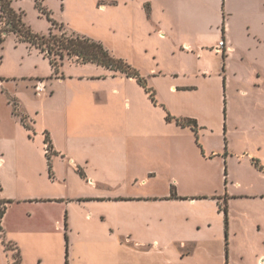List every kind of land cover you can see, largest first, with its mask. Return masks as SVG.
Wrapping results in <instances>:
<instances>
[{"label":"crops","instance_id":"1","mask_svg":"<svg viewBox=\"0 0 264 264\" xmlns=\"http://www.w3.org/2000/svg\"><path fill=\"white\" fill-rule=\"evenodd\" d=\"M231 1L223 0L228 11ZM241 11L253 28L255 20L264 24V0H241ZM195 16L179 13L189 22L198 19ZM229 26L222 36L225 52L216 50L220 39L212 47L223 57L238 50L226 35ZM257 36L264 46V31ZM185 46L189 50L194 43ZM73 64L93 67L68 75L53 69L52 83L40 74L0 75L9 105L17 107L12 128L5 129L0 118V258L6 254V264H12L17 250L21 264H179L209 244L224 243L229 224L223 202L210 192L187 187L195 175L209 172L210 160L220 152L211 150L209 156L204 142L201 151L196 132L167 120L162 106L175 116L196 118L199 133L205 132L206 120L193 107L203 102L200 90L212 75L191 72L186 79L166 72L152 77L155 104L134 77L96 63ZM229 77L219 74L216 83L223 78L227 85ZM37 80L45 83L44 90H37ZM29 83L35 90L33 100L15 91ZM160 108L163 114L154 134L150 114ZM112 158L126 163L127 169L129 158L139 163L127 190L122 183L100 181V168ZM165 176L170 181L167 190L147 187ZM171 183L176 184L174 191ZM212 255L221 264L227 262L226 251Z\"/></svg>","mask_w":264,"mask_h":264},{"label":"rangeland","instance_id":"2","mask_svg":"<svg viewBox=\"0 0 264 264\" xmlns=\"http://www.w3.org/2000/svg\"><path fill=\"white\" fill-rule=\"evenodd\" d=\"M38 3L51 12L58 24L64 23L69 32L101 42L115 58L137 69L153 88L152 77L166 72L180 73L186 79L191 72L212 75L205 79V86L200 90L205 93L203 102L193 108L204 116L207 126L205 132L199 133L197 141L201 146L202 142L207 144L208 154L216 150L220 155L210 160L207 174L195 175L187 187L194 192H210L223 202L229 230H226L224 243L209 244L208 249L197 250L193 258L179 264H221L212 253L218 256L223 251H226L225 264H264V46L259 45L257 36V31H264L262 21L255 20L253 28L251 20L241 11V0H232L229 11L223 0H13V7L24 13L25 25L37 34H47L53 27ZM179 13L199 17L189 22L180 18ZM4 21L0 19V35L6 36L0 44V75L40 74L49 78L53 71L49 58L16 33H7ZM228 25L230 31L226 35L231 36L238 50L233 56L223 57L212 47L219 39L225 41L222 36ZM190 40L194 47L187 50L185 42ZM204 45L210 48L203 50ZM56 61L58 73L63 71L67 75L89 72L93 67L76 66L68 57L60 59L58 56ZM219 74L231 77L227 85L223 78L221 84L216 83ZM27 85L30 83L15 87V91L26 100H33L35 90ZM221 91L224 100H220ZM111 100L115 102L113 96ZM9 102L0 85V118L5 129L13 127V114H16L15 106L13 108ZM162 114L161 108L152 109L154 134ZM203 149L202 146L200 150ZM189 155L186 152L187 164L191 162ZM129 160L127 169L126 163L106 159L105 166L100 168V181L122 183L127 190L131 183L129 177L139 172L138 161ZM154 180L157 181L147 187L167 190L168 177ZM171 186L174 191L176 184L171 183ZM227 242L229 248L225 247ZM14 254L18 255V251L14 250ZM7 262L4 254L0 264Z\"/></svg>","mask_w":264,"mask_h":264},{"label":"trees","instance_id":"3","mask_svg":"<svg viewBox=\"0 0 264 264\" xmlns=\"http://www.w3.org/2000/svg\"><path fill=\"white\" fill-rule=\"evenodd\" d=\"M39 9L47 16L48 20L52 23L53 27L49 29L47 34L34 33L30 27L26 26L23 21V11H18L13 7V0H0V19L5 20V31L7 33L14 32L23 41H28L36 46L46 57L49 58L54 72L58 74L59 64L56 61L59 56L60 59L65 57L70 58L75 63H96L105 66L114 71H119L127 76L134 77L145 88L150 98L155 104H158L157 91L155 88L148 85L147 79L142 76L139 71L133 68L130 64L124 62L122 59L115 58L105 46L96 40H92L86 36L78 35L74 32H69L64 23L58 24L56 19L51 16V12L37 4ZM58 29L59 32L55 31ZM3 32V31H2ZM6 36L0 35V44L5 40ZM15 111L17 107L14 103ZM167 112L166 119L169 121L174 120L181 126H190L197 135L199 140L200 125L196 118L175 116L162 104ZM24 121V119L22 118ZM48 140V155L51 153L50 139ZM226 212V226L228 227L227 208ZM3 210L0 211V231L2 230L1 220L3 217ZM12 264H21L20 254L14 255Z\"/></svg>","mask_w":264,"mask_h":264},{"label":"built area","instance_id":"4","mask_svg":"<svg viewBox=\"0 0 264 264\" xmlns=\"http://www.w3.org/2000/svg\"><path fill=\"white\" fill-rule=\"evenodd\" d=\"M216 50L219 51V52H222V53L225 52V50H226V42L224 40H221L219 42V44L216 46ZM45 87H46V85H45V83L43 81H39L37 83V86H36V88H37L38 91L44 90ZM47 149L49 151V148L48 147H47Z\"/></svg>","mask_w":264,"mask_h":264}]
</instances>
